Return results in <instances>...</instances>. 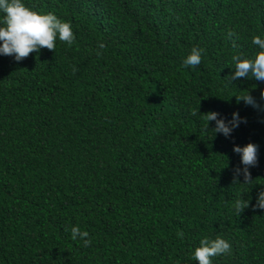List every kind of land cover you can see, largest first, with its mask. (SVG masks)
Listing matches in <instances>:
<instances>
[{
  "label": "trees",
  "instance_id": "obj_1",
  "mask_svg": "<svg viewBox=\"0 0 264 264\" xmlns=\"http://www.w3.org/2000/svg\"><path fill=\"white\" fill-rule=\"evenodd\" d=\"M23 3L70 23L75 40L19 62L0 55V264H198L205 237L231 245L212 264H264V210L252 207L264 191V82L227 79L233 55L261 51L264 0ZM193 47L204 49L194 68L183 64ZM247 92L258 108L237 101ZM209 111L246 123L229 137L215 121L204 131ZM248 143L253 180L234 183L233 148ZM237 199H250L240 215Z\"/></svg>",
  "mask_w": 264,
  "mask_h": 264
},
{
  "label": "clouds",
  "instance_id": "obj_2",
  "mask_svg": "<svg viewBox=\"0 0 264 264\" xmlns=\"http://www.w3.org/2000/svg\"><path fill=\"white\" fill-rule=\"evenodd\" d=\"M0 55L13 56L19 62L26 59L31 53L39 52L41 49H48L55 52L57 38L61 42H66L69 46L75 40L71 25L63 22L52 13L39 14L23 3V0H0ZM229 37L234 33H229ZM252 43L259 47V51L254 59L244 58V54L238 52L231 57L234 65V73L227 77L229 83L240 78H254L257 81L264 82V39L260 36H254ZM103 42L98 44L99 49H103ZM232 47L239 46L233 40ZM204 49L193 47L190 54L184 59L183 64L188 67H197L201 64L202 53ZM102 53L98 52L97 55ZM73 71L76 69L73 67ZM232 84V83H231ZM261 98L264 99V90L261 91ZM243 100L247 105L258 108L259 105L254 97L247 92L246 94L237 96V101ZM198 111L191 114L196 116ZM219 114L214 111L203 113V120L206 122L204 131L209 129V122L215 121V127L211 130L215 134H223L229 137L232 131L239 126L241 122L246 123V119L241 118L237 112L233 113L230 121L218 118ZM233 151L240 155L242 168L234 169L233 182H239V176L243 175L244 183L252 182L250 168L256 167L258 164V146L254 143H248L246 146H234ZM250 199H237L233 203V209L237 215H240L249 207ZM254 209L264 210V191H260L257 196L256 204L252 206ZM67 230V229H66ZM72 239L78 238L83 241V246L91 245V239H88L89 233L81 231L78 226L71 228ZM179 238L183 237V232H178ZM231 245L228 241L221 237L209 239L205 237L200 240V246L193 253V259L198 264H212L213 257L230 254Z\"/></svg>",
  "mask_w": 264,
  "mask_h": 264
}]
</instances>
